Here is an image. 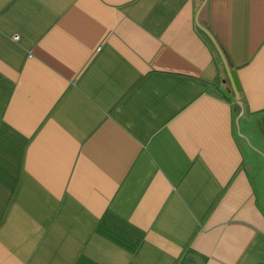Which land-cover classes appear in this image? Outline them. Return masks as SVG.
<instances>
[{"label": "crops", "instance_id": "obj_1", "mask_svg": "<svg viewBox=\"0 0 264 264\" xmlns=\"http://www.w3.org/2000/svg\"><path fill=\"white\" fill-rule=\"evenodd\" d=\"M0 264H264V0H0Z\"/></svg>", "mask_w": 264, "mask_h": 264}, {"label": "water", "instance_id": "obj_2", "mask_svg": "<svg viewBox=\"0 0 264 264\" xmlns=\"http://www.w3.org/2000/svg\"><path fill=\"white\" fill-rule=\"evenodd\" d=\"M222 57H223L225 67H226L228 76L230 78V81H231V84H232V87L234 90V93H235L236 102L239 106H241V108H243V102H242L241 96H240L241 85H240L239 80L237 78V74H236L235 70H233L231 68V66L229 65L225 56H222Z\"/></svg>", "mask_w": 264, "mask_h": 264}, {"label": "built area", "instance_id": "obj_3", "mask_svg": "<svg viewBox=\"0 0 264 264\" xmlns=\"http://www.w3.org/2000/svg\"><path fill=\"white\" fill-rule=\"evenodd\" d=\"M17 38V37H16Z\"/></svg>", "mask_w": 264, "mask_h": 264}]
</instances>
